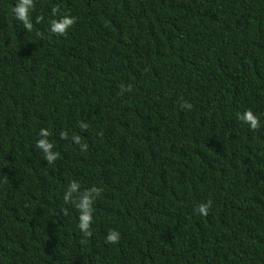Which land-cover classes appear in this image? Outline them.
<instances>
[{
    "label": "trees",
    "instance_id": "16d2710c",
    "mask_svg": "<svg viewBox=\"0 0 264 264\" xmlns=\"http://www.w3.org/2000/svg\"><path fill=\"white\" fill-rule=\"evenodd\" d=\"M16 3L0 0V264H264V0H34L31 32ZM72 181L102 189L83 245Z\"/></svg>",
    "mask_w": 264,
    "mask_h": 264
},
{
    "label": "clouds",
    "instance_id": "9594fccd",
    "mask_svg": "<svg viewBox=\"0 0 264 264\" xmlns=\"http://www.w3.org/2000/svg\"><path fill=\"white\" fill-rule=\"evenodd\" d=\"M35 8L34 0H17L15 6L12 7L11 11L14 18L21 22L24 29L28 32L33 30V23L31 20L30 12ZM60 12L59 6H53L51 9V13L53 16H56ZM43 20L42 16L36 17V23H40ZM76 23V18L71 15H62L59 19H53L49 23V31L52 34L57 36H65L68 30ZM132 86L128 85L127 88L121 85V94L125 91H131ZM181 109H186L191 111L192 105L187 101L183 102L180 105ZM238 119L242 121L244 124H247L249 128L253 131L260 128V118L254 114L250 109L245 110L243 113L238 114ZM80 128L82 130H87L88 124L84 122H80ZM51 133L47 129H41L39 132L40 139H38L35 143V147L42 150L44 153V158L48 162V164L54 163L58 157L59 153H55L52 151L54 145L48 140V137ZM99 135H103V133H99ZM61 139H68V134L65 131H61L60 133ZM72 140L75 144L80 145L82 151H86L88 148L87 144L81 143V137L79 135H74ZM80 185L76 181H72L64 194V202L74 203L75 207L79 212V223L78 229L82 234V239L80 243L86 244L88 238L92 236L91 225L93 223V203L94 198L98 197L102 189L97 187H92L90 189H86L83 193H80L78 196H74V194L79 193ZM212 201L209 200L205 203H201L195 209V213L206 217L209 214V210L211 208ZM65 215L67 214V210H65ZM120 241V233L115 230H109L106 235L105 243L107 244H118Z\"/></svg>",
    "mask_w": 264,
    "mask_h": 264
}]
</instances>
